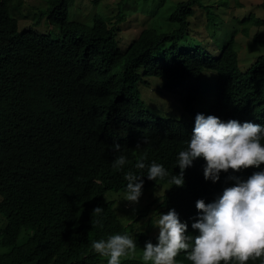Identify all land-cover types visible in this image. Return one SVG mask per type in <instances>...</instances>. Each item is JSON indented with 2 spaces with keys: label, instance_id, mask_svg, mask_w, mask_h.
Here are the masks:
<instances>
[{
  "label": "trees",
  "instance_id": "16d2710c",
  "mask_svg": "<svg viewBox=\"0 0 264 264\" xmlns=\"http://www.w3.org/2000/svg\"><path fill=\"white\" fill-rule=\"evenodd\" d=\"M74 1L47 0L45 16L19 29L12 15L17 6L0 0V214L6 220L0 232L2 244L12 247L0 256V264H107L108 258L95 253L91 242L125 233L137 247L121 257V264H142L145 244L157 241L158 236L149 235L154 217L140 226L130 224L121 204L116 213L114 206L123 201L113 196L126 194L124 175L129 171L141 175L142 191L153 186L157 179L147 178V165L153 161L169 174H179L173 152L165 149L170 126L189 125L185 118L154 114L148 78L161 79L160 91L178 98L189 121L203 114L225 122L253 117L257 124L264 123V37L258 30L251 35L250 49L259 48L241 71L233 36L217 56L203 46L190 47V42L181 47L193 41L192 18L198 29L215 18L210 0L165 2L173 28L161 32L142 27L125 46L122 31L127 28L120 25L131 13L130 0H115L111 13L95 12L89 24L69 18ZM138 1L148 10L150 2L162 5L165 0ZM228 2L218 0L215 5ZM259 10L235 14L234 22L264 27V0ZM203 82L212 83L215 102L200 113L195 104L204 95ZM114 142L121 145L119 152L110 149ZM120 155L127 162L118 170L113 162ZM142 157L143 170L135 167ZM258 171H264V164L230 169L229 184ZM223 178L222 171L216 182L205 180L203 170L190 166L183 173L185 190L172 189L161 205L158 200L144 205L140 218L156 210H175L188 226L186 234L197 235L191 225L201 213L186 199L215 194ZM97 206L104 209L99 216L92 214ZM22 232L24 242L13 247Z\"/></svg>",
  "mask_w": 264,
  "mask_h": 264
},
{
  "label": "clouds",
  "instance_id": "9594fccd",
  "mask_svg": "<svg viewBox=\"0 0 264 264\" xmlns=\"http://www.w3.org/2000/svg\"><path fill=\"white\" fill-rule=\"evenodd\" d=\"M183 118L189 125L184 129L170 126V139L165 149L173 152L180 173L171 175L155 161L147 165V178L157 179L151 187L159 185L147 204L158 200L157 204L161 205L172 189L185 190L183 173L190 166L203 170L205 180L216 182L222 171L224 178L216 184L215 194L192 195L186 199L190 208L201 213L191 225L198 231L197 235L186 234L188 226L180 221L175 210L159 214L155 224L159 228L157 242L145 244L143 261L146 264H176L175 258L179 256L187 264H248L258 259L264 264V171L254 172L245 181L237 180L234 186L229 184L230 169L239 171L264 164V123L257 124L253 117L240 120L244 123L234 119L225 122L214 115L203 114L189 121L184 112L180 119L174 120ZM143 143L147 140L143 139ZM110 149L119 152L121 145L114 142ZM145 158L136 162L137 169H145ZM126 162V157L120 155L113 167L119 170ZM124 179L127 201L138 202L141 194L151 188L142 191L141 175L131 171ZM165 181L168 183H163ZM161 209L165 211V207ZM103 211L97 206L92 214L99 216ZM136 247L135 240L127 233L91 242L95 253L108 258L107 264H121V257L135 252Z\"/></svg>",
  "mask_w": 264,
  "mask_h": 264
},
{
  "label": "rangeland",
  "instance_id": "374dc122",
  "mask_svg": "<svg viewBox=\"0 0 264 264\" xmlns=\"http://www.w3.org/2000/svg\"><path fill=\"white\" fill-rule=\"evenodd\" d=\"M104 1L106 4L101 3L95 6L91 0H75L73 5L69 8V18L74 21H80L89 24L91 23L90 18L95 12L108 15L112 12L114 6V4L111 3L116 1ZM167 1L170 0H165L162 2V5L156 1L150 2V4L147 6L148 10H145L146 8L144 3L141 1L137 2V0H130L127 4L130 8L129 12L131 13L125 16L124 22H122L120 25L124 28H127V30L122 31V44L125 46L127 43L133 40L139 34L142 27L150 26L161 32L172 29L173 26L169 24L167 20L169 11L164 10L163 7V4ZM46 2L47 0H12L11 4L13 6H17L12 15L14 18L18 19L19 29H22L25 26H30L33 22H36V20L41 15L45 16L44 12L46 9ZM210 2L214 3L213 9L215 18L211 19V21L208 23L206 22L203 28L199 29L196 27L194 18H192L190 20V35L193 38V41L188 40L185 44L182 43L181 47H188L187 43L190 42L192 43L190 47L200 45L201 47H205L213 55L217 56L220 51L219 48H221V46L233 36L236 42L234 48L236 51L240 50L238 54V65L240 70L243 71L250 65L252 61L251 58H253L255 55L253 54V50L259 48L258 46H255L253 50L250 49V47L253 46L251 35H253L258 30L263 34L264 37V27H252L246 22L236 25V21L234 22V16L235 14H238V16H245V14L248 13L250 15L253 10H257L254 14H260L259 4L262 2V0H229L228 5L226 6L215 5L218 3V0H210ZM219 19H221V21H219ZM148 79L151 84L149 95L151 99H153V106H151L154 109V114L165 118L180 119L183 116V111L178 98L175 95L160 91V88L162 87L161 79L153 77ZM213 81L214 80H212V83ZM212 83L203 82L202 89L204 95L195 104L197 112H206L214 104L215 96L211 86ZM158 187L159 185H156L148 189L146 192L141 194V196L138 198V202L135 203L125 200L124 198L126 194H122L123 197H118V199L123 202L121 203L118 201V203L114 206L116 213L120 209V204L123 208H126L129 215L128 221L130 224L134 223V226L142 225L150 216H153L155 223L152 224L151 230L149 232V235L152 237H156L159 234V228L155 227L156 221L159 218V214H157L159 210L147 213L145 217L138 219L140 222L136 220V217L141 211L140 209L151 200ZM107 198H109V196H107ZM137 205L138 207L136 208ZM122 221L124 222L123 219ZM5 225L6 220L3 215L0 214V231L4 229ZM24 240L25 233L22 232L18 236V239L13 247L21 245ZM156 242L157 241H155L154 244ZM11 248L12 247L3 246L1 244L0 235V255L7 253L11 250ZM133 256L138 258L140 253H133ZM175 260L176 264H187V262L182 261L179 256H177ZM142 264H146V262L143 261ZM147 264H151V262H147Z\"/></svg>",
  "mask_w": 264,
  "mask_h": 264
}]
</instances>
